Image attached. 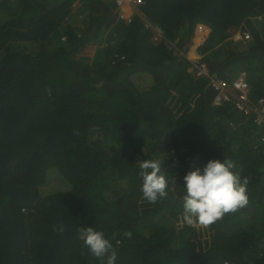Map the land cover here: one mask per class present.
Segmentation results:
<instances>
[{
  "label": "trees",
  "instance_id": "1",
  "mask_svg": "<svg viewBox=\"0 0 264 264\" xmlns=\"http://www.w3.org/2000/svg\"><path fill=\"white\" fill-rule=\"evenodd\" d=\"M198 40L209 75L244 70L249 103L264 100V0H145L129 21L105 0H0V264H101L79 239L89 226L117 264H264V123L214 104L187 56ZM223 158L248 204L185 223L184 175ZM149 159L177 181L155 204L141 191ZM57 172L70 186L43 192Z\"/></svg>",
  "mask_w": 264,
  "mask_h": 264
},
{
  "label": "clouds",
  "instance_id": "2",
  "mask_svg": "<svg viewBox=\"0 0 264 264\" xmlns=\"http://www.w3.org/2000/svg\"><path fill=\"white\" fill-rule=\"evenodd\" d=\"M242 72L246 71H240L229 80H223L216 76L213 79L207 73L203 74L212 78L213 87L214 82L222 80L226 81L227 86L233 89V93H237L233 81ZM139 169L143 199L148 203L155 204L161 199L167 198L172 186L177 183L173 176L162 170L159 160H141L139 161ZM234 169V163L227 158L212 159L203 167H196L184 175L182 186L185 223L207 227L225 214L248 204L247 180L242 179L239 172ZM58 230L63 231V226H60ZM123 235L131 238L132 233L124 232ZM79 239L101 261V264H117L119 258L117 248L103 231L91 226L81 228ZM119 243L120 241L117 240L116 244Z\"/></svg>",
  "mask_w": 264,
  "mask_h": 264
},
{
  "label": "built area",
  "instance_id": "3",
  "mask_svg": "<svg viewBox=\"0 0 264 264\" xmlns=\"http://www.w3.org/2000/svg\"><path fill=\"white\" fill-rule=\"evenodd\" d=\"M107 2H112L115 4L116 8L120 10L121 15L124 16L126 8L130 6L140 7L145 0H105ZM133 14V13H132ZM132 16V15H131ZM131 16L130 19H131ZM151 26V25H149ZM155 34H159V29L154 28ZM246 33V32H244ZM246 38H250V34L246 33ZM157 39V37H156ZM160 40V39H159ZM234 87L237 93H233V89L227 86L226 81L218 80L214 82V87L217 91L214 104H220L223 100H231L234 98L236 106L243 110L245 113H254L256 115L255 121L260 124L264 123V101L261 100L260 103L251 105L249 103V93L251 90V84L249 82L248 76L246 72H242L239 74L237 79L233 81Z\"/></svg>",
  "mask_w": 264,
  "mask_h": 264
},
{
  "label": "rangeland",
  "instance_id": "4",
  "mask_svg": "<svg viewBox=\"0 0 264 264\" xmlns=\"http://www.w3.org/2000/svg\"><path fill=\"white\" fill-rule=\"evenodd\" d=\"M80 6H81V2L77 1L75 3V7H74V11H73V19H71L72 22L77 23V25H79V26L83 25L85 22L84 21V13H80L77 10V9H79ZM123 14H124V16L121 15V18L129 21L130 20L129 16L132 15L131 9L130 8L128 9V7H127V10ZM207 31H208V29L206 27L201 28L200 35H199L200 39H203L205 37V35L207 34ZM241 32H243V33H239V34H237V36H233L234 39L233 38H231V39L237 41L236 38L239 36V37H242L244 40H248V38H246L245 35H246V33H249V32L245 31L246 33H244V31H242V30H241ZM161 35H162V30L159 32V34L154 35L152 40L158 42L159 39L161 38ZM156 37H157V39H156ZM242 38H239V39H242ZM231 39H229V40H231ZM199 45H200V40H198V42H195L194 44L190 45V47L187 51V56L192 61H194V66L191 67V70H194V68H196V69L198 68L199 69L198 74L207 73L209 75L210 72L206 68V64L205 63L199 64L201 59H202V54L200 53V51L198 49ZM247 75H248V73H247ZM211 77L214 79L215 76L212 75ZM250 79H251V77H249V80ZM57 173L61 176V178H58V180H48V182L42 188L43 192L52 193V192H56V191H61V190L67 189L70 186V183L68 182V180L64 176H62L59 172H57ZM63 179L67 184L63 181ZM46 188H48V190H46ZM252 217H254L253 214H251V218ZM179 223L182 224L183 221L181 220Z\"/></svg>",
  "mask_w": 264,
  "mask_h": 264
},
{
  "label": "crops",
  "instance_id": "5",
  "mask_svg": "<svg viewBox=\"0 0 264 264\" xmlns=\"http://www.w3.org/2000/svg\"><path fill=\"white\" fill-rule=\"evenodd\" d=\"M131 9V12L132 13H136L137 12V10H139V8L138 7H134V6H130V7H128V9ZM126 10H127V8H126Z\"/></svg>",
  "mask_w": 264,
  "mask_h": 264
}]
</instances>
